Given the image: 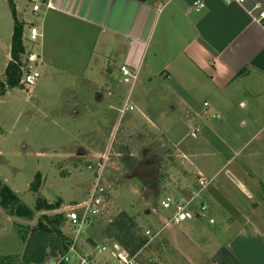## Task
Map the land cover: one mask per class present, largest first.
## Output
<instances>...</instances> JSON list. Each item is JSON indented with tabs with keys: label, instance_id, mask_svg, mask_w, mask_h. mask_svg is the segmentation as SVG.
Wrapping results in <instances>:
<instances>
[{
	"label": "crops",
	"instance_id": "1",
	"mask_svg": "<svg viewBox=\"0 0 264 264\" xmlns=\"http://www.w3.org/2000/svg\"><path fill=\"white\" fill-rule=\"evenodd\" d=\"M42 2L36 14L38 19L30 23V28L36 27L38 38L47 44L52 43L54 48L84 47L86 55L91 58L98 44L112 47L115 44L117 47L120 44L128 45L129 51L123 52L124 61L139 63V76L146 50L154 43L157 57L170 54L169 57L181 68L187 69L180 72L164 67L158 71L152 65L148 66L149 77L152 80L155 78L154 82L163 89L162 94L173 96L169 104L170 114L164 118L163 114L158 113L154 117L157 118L155 121L142 106L140 116H129L132 119L128 118L126 126L134 127L140 144L172 145L168 157L177 162L181 173L177 177L180 184L169 180L178 172L177 168H172L160 172L163 179L158 177L156 180L157 187L158 183L161 184L158 187L162 188L160 190L167 188L169 193L178 197L198 188L196 179L198 181L200 175L211 177L210 180L214 182L210 184V181L201 194L200 202L207 205L205 213L178 225L188 224V233L174 232L169 237L165 236L164 248L172 246L173 253L176 251L182 256L192 254L194 258L198 256L194 260L199 264H218L217 255L222 248L228 250L241 264H264V17H260L264 11V0H246L245 5L229 4L226 0H170L166 4L161 0ZM196 2L203 3L204 7L196 10ZM45 3H50L52 7H46ZM0 4L6 9L5 16L3 11L0 12L2 18H7L9 8L12 9L11 27L5 26L0 32V47L7 51L4 58L9 62L15 24L13 8L16 19L23 24V34L29 38L30 34L25 32L24 16L19 13V9L21 5L27 8L32 5L31 11L34 13L33 4L29 0H0ZM255 4H260L261 8L250 13L249 10ZM1 21L2 26L5 19ZM151 37L155 39L150 42ZM106 54L108 57L113 55L112 51ZM34 57L39 59L41 55L36 53L31 56L32 59ZM7 62L0 65V74L5 73ZM123 66H127L126 63L121 64L120 71ZM115 91L117 89L110 88L107 92L112 96L109 99V110L112 111L116 107V96H119ZM206 95L212 96V99H206ZM228 108L239 109L246 114L244 118L228 114L226 116L231 120L222 121V114ZM210 112H215V118L220 121H215ZM159 118L167 122L165 128H159ZM196 118H202V122H195ZM188 119L195 122L190 128L187 127L190 123ZM144 122L148 127L144 126ZM204 123L216 127L223 123L234 128L233 137L229 140V152L217 147L214 127L208 129ZM180 126L186 129L179 131L177 127ZM186 137L192 138V141L184 142ZM257 138L260 144L245 152L243 143ZM231 142H241L242 145H232ZM147 151H143L142 157L147 156L151 160L153 156H148ZM93 154L90 155L93 157ZM153 176L158 175L155 172ZM188 177L195 186H191ZM154 190L156 188L151 184L143 187V196L146 198L149 195L150 198ZM148 201L144 199L143 203L148 205ZM150 212L154 210L151 209L147 214H152ZM155 214L154 220L158 223L160 212L156 211ZM205 220L218 230L213 234L215 240L212 243L208 241L209 244L205 242L199 245L192 236L195 230L203 228ZM4 222L7 223V219ZM153 229L149 230L156 232L160 229L156 237L158 239L166 228ZM93 240L95 243L101 242L97 238ZM154 240L146 249L148 258H143L141 264H157L160 261V256L152 248L156 242ZM91 245L87 244L83 251Z\"/></svg>",
	"mask_w": 264,
	"mask_h": 264
},
{
	"label": "rangeland",
	"instance_id": "2",
	"mask_svg": "<svg viewBox=\"0 0 264 264\" xmlns=\"http://www.w3.org/2000/svg\"><path fill=\"white\" fill-rule=\"evenodd\" d=\"M31 9L32 5L29 8L21 5L19 9V13L24 16L27 34H30V23L38 19ZM5 10V7L0 4V12L3 11L4 16ZM11 10L9 8L7 18L0 17V30L5 26L11 27ZM3 19L5 21L1 26ZM22 36L25 46L22 58L30 63L28 60L30 55L35 56L36 53L41 55L39 59L31 57L30 59L37 60L34 62V67H37L42 75L31 87L23 84L19 87H7L6 94H0V181L16 192L21 200L34 210L35 216L33 222H29L23 217L8 214L0 206V258L23 253L24 242L20 238V227L33 225L43 213L62 212L66 207L84 201L94 181L96 165L99 161L105 162V181L111 189L107 213L99 216L88 233L80 238L79 243H82L81 249L78 247V250L82 251L87 248V244H93L94 238L104 243L114 242L113 240L103 241L101 235L108 222L121 211H126L136 218L143 234L147 229L159 227L165 229V221L170 211L164 209L161 202L173 199L174 194L169 193L167 188L160 190L162 188L158 187L161 184L158 183L157 187L156 180L158 177L161 178L160 172L178 167L176 160L168 157L172 145L148 142L140 144L134 127L126 126L128 118L132 119L129 116L137 118L140 116L142 106L155 121L157 118L154 119V117L158 113L163 114L164 118H168L170 114L169 104L173 96L162 94L163 89L154 82L155 78L152 80L149 77L148 66L152 65L158 71H162L164 67L180 72L187 69L181 68L176 61L172 60V57H169L170 54L166 57H157L154 43L149 45L148 51L146 50L147 54L138 76L139 63L124 61L123 52L129 51L128 45L120 44L117 47L115 44V47H112L98 44L93 50V56L89 58L84 47L54 48L52 43L47 44L43 39L31 41L25 33ZM115 49L119 52L114 53ZM5 51L3 47H0V65L2 66L7 62L4 58L7 54ZM111 51L113 55L108 57L106 53L111 54ZM122 63H126L131 75H123L120 71ZM142 69L143 75H141ZM135 75H137L136 78ZM0 80L5 82L6 73L0 74ZM110 88L117 89L115 92L119 93V96H116V107L113 111L109 110V99L112 96L107 92ZM208 97L212 99V96L206 95V99ZM129 106L133 109L130 110ZM223 106L225 107L224 103ZM125 107L128 109L122 113ZM210 113L214 115L215 121H220L215 118V112ZM223 113L222 121L231 120L230 117L227 118L228 114L231 117L236 115L238 118H244L246 114L242 110L230 108ZM194 121L202 122V118H196ZM187 122L190 120L188 119ZM195 122L188 123L187 127L190 128ZM166 123L159 118V128H165ZM204 125L208 129L210 126L214 127L213 134L218 140L217 147L229 152V140L233 137L231 135L234 128L223 123L218 124L217 127L211 123H204ZM144 126L148 127L145 122ZM177 128L182 132L186 129L183 126ZM244 134L248 133L244 132ZM191 139L186 137L184 142L192 141ZM258 140L259 138L247 144L243 143V150L247 152L255 147L259 143ZM231 143L242 145L241 142ZM146 149L149 150L146 154L153 156L151 160L147 159L149 158L147 156L142 157ZM108 153V160L102 158ZM90 154L95 156L92 157ZM89 165L93 168L89 169ZM240 168L243 167L240 166ZM176 170L178 171V168ZM179 171L175 172V177L169 178L176 185L180 184L177 180V177L181 175ZM155 172L158 175L156 177L153 176ZM207 178L211 179V177ZM187 180L190 183L191 178L188 177ZM210 181V184L214 183L213 180ZM196 182L198 184L197 179ZM150 184L156 190L152 191L150 198L149 195L145 198L142 193L143 187H148ZM191 184L195 186L192 180ZM133 189L138 191L132 193ZM44 199L47 202L60 200L61 209L46 211L42 202ZM144 199L149 200L148 202L152 205H145ZM243 201L246 200L243 199ZM40 206L42 208L37 209ZM151 209L154 212L147 214ZM156 211L160 212L158 223L154 220ZM6 219L7 223L4 222ZM207 223L205 220L203 228L195 230L192 236L199 245L205 242L209 244L215 240L213 234L218 228L211 227ZM187 225L180 227L169 225L163 230L161 236L154 240L156 242L152 246L153 251L160 256L157 264H199L194 260L199 258L198 256L194 258L192 254L182 256L179 252L173 253L172 246L164 248L165 236L169 237L174 232L188 233ZM5 228L8 229L5 230ZM62 231L71 239L72 233L69 232L66 223L62 225ZM67 257H71L68 252L61 254L57 259H48L44 264L61 262ZM69 263L77 264V260L70 258Z\"/></svg>",
	"mask_w": 264,
	"mask_h": 264
},
{
	"label": "trees",
	"instance_id": "3",
	"mask_svg": "<svg viewBox=\"0 0 264 264\" xmlns=\"http://www.w3.org/2000/svg\"><path fill=\"white\" fill-rule=\"evenodd\" d=\"M15 19L14 33L11 45V61L6 68L5 82L0 80V94L8 88L21 86V79L27 60H24L25 46L23 44V24ZM31 55L29 56V62ZM195 189V188H194ZM111 191V189H110ZM46 211L61 209L62 202L42 201ZM0 206L12 216L23 217L29 222L34 220V210L25 204L20 196L7 184L0 181ZM42 208L41 206L37 209ZM66 222L64 212L55 214L43 213L33 225L19 228L24 250L20 255H7L0 258V264H42L51 258H58L69 251L71 239L62 231ZM30 224V223H29ZM101 238L103 241L113 240L126 248L131 253L142 249L148 238L141 232L136 218L126 211L117 213L104 228ZM95 243V242H94ZM217 260L219 264H241L228 250L222 248ZM59 264H70L62 260Z\"/></svg>",
	"mask_w": 264,
	"mask_h": 264
},
{
	"label": "built area",
	"instance_id": "4",
	"mask_svg": "<svg viewBox=\"0 0 264 264\" xmlns=\"http://www.w3.org/2000/svg\"><path fill=\"white\" fill-rule=\"evenodd\" d=\"M33 4V12L37 14L42 7V0H29ZM165 4L170 0H161ZM227 3H237L245 5L246 0H226ZM46 7H52L50 3H45ZM204 7L203 3L196 2V10H200ZM260 4H255L252 9L249 10L251 13L253 10L260 9ZM260 17H264V11L260 13ZM39 37V33L36 27L30 28V40L36 41ZM35 58V57H34ZM30 63L24 67L21 84L26 87H31L37 83L41 77V72L34 67V62L37 60L30 59ZM122 73L125 76L131 75L129 69L126 66L121 68ZM136 77V76H135ZM128 108L122 109V113ZM132 110L133 107L129 106ZM195 131H193L194 133ZM102 158L108 160L109 154L103 155ZM89 169L93 166L89 165ZM105 162H98L96 165V174L92 186L88 192V195L84 201L77 202L71 207H66L62 212L66 216V225L70 233H72L71 244L68 254L71 257H67L66 261L77 260V264H141L143 258H148L146 249L160 233V229L156 232L147 229L145 235L148 238L147 242L142 249L135 253H131L126 248L121 246L117 242H97L93 243L85 251H79L81 244L79 240L82 236L87 234V229L94 223V221L101 215L107 213V204L110 197L111 191L105 181ZM199 187L191 190L189 193L174 197L173 199L163 200L161 202L162 207L170 211V215L165 221L166 228L169 225L178 226L184 221L195 217L197 215L204 214L207 210V205L200 202L201 194L209 185L210 180L200 175L198 178ZM153 261L152 259H148ZM61 261V260H60Z\"/></svg>",
	"mask_w": 264,
	"mask_h": 264
}]
</instances>
